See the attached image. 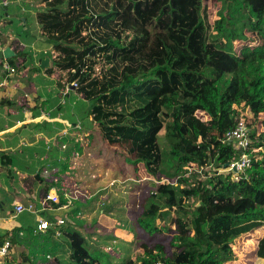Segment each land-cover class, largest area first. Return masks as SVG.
I'll list each match as a JSON object with an SVG mask.
<instances>
[{
  "label": "trees",
  "instance_id": "trees-1",
  "mask_svg": "<svg viewBox=\"0 0 264 264\" xmlns=\"http://www.w3.org/2000/svg\"><path fill=\"white\" fill-rule=\"evenodd\" d=\"M215 1L220 6L214 19L207 0H42L44 6L33 10L56 54L49 67L31 70L60 73L56 95L45 97L41 105L60 107V96L84 104L83 115L93 120L106 149L124 155L133 166L141 163L155 179L169 180L150 193L141 213L144 222L157 228L169 221L192 232L191 239L180 235L171 252L147 239L142 256L125 264H224L234 255V240L259 229L263 233L255 254L264 258V0ZM13 50L7 61L20 72L28 53L20 43ZM238 106L257 121L245 150L250 166L239 180H231L217 169L239 158L241 151L223 143V137L240 120L251 128ZM198 112L207 115L203 122L196 121ZM38 114L36 110L31 116ZM160 138L167 150L161 149ZM26 140L33 144L0 152V181L15 195V170L36 169L29 159L46 156L45 139L27 134ZM212 161L214 173L197 180L198 169ZM41 172L21 178L32 187L22 203H37L52 190ZM55 173L61 181V173ZM38 182L43 185L35 189ZM57 193L60 200L47 202V208L64 205V192ZM3 207L14 213L10 201L1 200ZM44 217L50 222L45 232L35 230L36 221L32 225L18 216L20 226L0 233V241L20 244L42 261L103 264L80 230L67 224L55 237L54 220ZM62 245L69 250L64 263L57 254Z\"/></svg>",
  "mask_w": 264,
  "mask_h": 264
},
{
  "label": "rangeland",
  "instance_id": "rangeland-1",
  "mask_svg": "<svg viewBox=\"0 0 264 264\" xmlns=\"http://www.w3.org/2000/svg\"><path fill=\"white\" fill-rule=\"evenodd\" d=\"M25 1L29 0H23L22 3L24 5ZM41 1H32V5L28 7L27 12H33V10L39 8ZM207 4L212 18H216L217 10L220 6L219 2L207 0ZM1 7L3 6L0 5ZM38 42L44 45L46 49L42 48L36 51V53L42 55L41 58L39 57L40 55H35V57L30 55V61L26 62L25 71L27 74H30L31 79L30 83H26V85L31 95L25 93L23 97L30 101V103L27 102V105L24 106L27 109H29L28 105L32 106L29 111L30 116L36 105L39 106L36 108L39 113L36 119L40 120V122L28 125L31 129L21 127L17 130H42L39 131L42 135H39V139L37 137L36 140H46L44 142L46 156L35 154L32 159H29V162L32 161L31 166L35 165L36 169H32L31 171L15 170V174H17L15 177L16 185L12 182V186L17 189L16 192L18 193L16 195L24 197L25 193L28 194L30 192L32 189L30 183L24 184L21 178L28 173L30 177L34 178L38 169L39 171L42 170L41 174L44 175L46 183L51 184L52 190H50V193L56 194L59 200L60 195L57 193V190L62 193L67 192L74 197L76 195L72 204L66 207L67 209L64 211L55 215H50L48 211L49 214L43 213L41 215H50L53 220L63 218V226L70 224L80 230L85 236L90 250L100 256L103 264H125L127 260H136L139 255L140 257L142 256L143 249L141 246L145 244L147 239L164 244L167 252H171L176 247L180 235L187 234L189 239H191L192 232L185 226H174L171 222L166 221L160 227L155 228L151 224L144 222L141 213L147 206L150 193L155 191L160 179H155L156 176L148 175L141 163L133 166L130 161L126 160L124 155L111 149H106L101 133L95 127L93 120L83 115L86 107L84 104L79 105L76 99L68 103L65 96L61 99L59 94V102L64 105L56 107L54 102H51V106L48 107L41 105L45 101L44 97L48 98L52 96L53 98V95H56L55 93L58 89L56 82L60 73L55 72L49 78L42 75L40 79L38 75L30 73L31 68L41 65L44 58H48L49 67L52 57L56 54L54 50H51L52 42L50 40L47 42L38 39ZM52 51L54 52L53 54ZM216 86L217 92L220 94L221 85L216 83ZM37 92L39 94L37 97H42L41 103L40 101L36 102L33 98ZM78 98L83 100L82 96H78ZM238 108L241 110V114L248 117L252 130L257 118L252 116L247 108L243 106H238ZM206 118L207 115L202 112H198L195 115L197 122H203ZM48 119H55L53 122H59L61 126L58 125L59 127L55 129L47 130L44 124H47ZM2 137L3 139L7 138L8 135ZM21 144L22 146L25 144L31 145L26 140V134H18L13 149H6L0 146V152L3 150L14 152L19 150L16 148L22 147ZM159 144L162 150L168 149L163 138L159 139ZM54 150L57 152V157H52L55 156V152H52ZM66 152H69L68 158L65 157ZM50 153H53V155ZM0 168L4 169L3 166ZM216 168V162L212 161L206 168H202L199 174L197 172L198 175L195 178L206 181L207 177L205 174H213ZM223 170L221 169L220 172ZM58 171L61 173V176H65L67 179L61 177L62 180L60 181V176L57 178L55 175V172ZM221 173L227 174L228 172L223 171ZM138 177L141 178L137 179ZM42 185L39 182L36 183L35 189ZM6 193L9 194V191H7V188L0 181V201H12L16 199L15 195L9 194L8 196ZM9 206L8 203V210ZM8 214L10 213L7 212L6 215L0 210V222L6 221ZM34 218L33 216L30 219L32 225L35 221ZM14 219L16 218L14 217ZM169 226L170 228L167 229ZM6 231H2L1 234ZM262 233L263 229H259L251 234L237 237L233 242L234 255L227 257L224 264H264V258L258 257L255 254L257 236L258 234L262 235ZM68 251L65 245H62V248L57 250L62 263L67 261ZM10 263L56 264L52 259L42 261L39 257H31L29 249L20 244L12 246Z\"/></svg>",
  "mask_w": 264,
  "mask_h": 264
},
{
  "label": "crops",
  "instance_id": "crops-1",
  "mask_svg": "<svg viewBox=\"0 0 264 264\" xmlns=\"http://www.w3.org/2000/svg\"><path fill=\"white\" fill-rule=\"evenodd\" d=\"M22 2L23 0H14L10 4L3 6L4 8H0V41L5 44V47L9 46L12 50L14 46L20 43L21 46L24 47L25 51L28 53L26 59L24 58V60L30 61V55H33L32 57H35V55H40L39 57L41 58L42 55L36 53V51L42 48L46 49L44 45L38 42V39L47 42H49V40L42 34L38 24L35 21L34 13L30 11L27 12L26 10H24L25 5ZM9 42H12V45H10ZM51 50L54 49L52 48ZM53 53L54 52L52 51V54ZM2 57L3 54L2 51H0V61ZM25 70L26 68L22 69L20 72L16 71L15 73L11 74L2 67L0 62V146L5 147L6 149H13L16 144L18 134H30L32 137H38V139L39 135H42L39 132L36 134L33 131H24V129H21L20 131L17 130L22 126L23 128H29L28 125L40 122V120L36 119V116L33 118L32 116H30L29 111L32 106L28 105L29 109L24 106L27 105V102L30 103V101L28 99H24L23 94L27 93L31 95V92L29 91L28 86L26 85V83H30V74H27ZM30 73H32L33 75H38L39 79L42 75L47 78L50 77V75L44 73L43 70L35 73L30 70ZM38 92L33 96V98L36 100V102H41L42 97H37L39 96ZM44 99L46 100L45 97ZM36 110L37 109L35 108L33 110V113ZM54 120L55 119H48L47 122L49 124L44 125L47 130L59 127L58 125L53 124ZM5 135H8V137L3 139L2 136ZM62 178L67 179V177L65 176H62ZM9 194L15 195L10 191ZM9 194L7 195L9 196ZM15 196V200H9L12 206H14L16 202H21V198H23V196ZM27 196L28 194L25 193L24 197L26 198ZM65 209L67 208H63L62 206L57 208H51L46 210V213L49 214V211L50 215H55L60 213L61 211H64ZM0 210L2 213H5L7 215L6 207H3V209ZM18 216H21L25 218L26 221H28L34 215L24 213L17 216H13L12 214H8V219L6 221L0 222V233L2 231L10 230L13 227L20 226L21 223L17 219ZM14 217L16 219H14ZM34 220L36 221V217L34 218ZM259 236L261 235L258 234L257 237Z\"/></svg>",
  "mask_w": 264,
  "mask_h": 264
},
{
  "label": "built area",
  "instance_id": "built-area-1",
  "mask_svg": "<svg viewBox=\"0 0 264 264\" xmlns=\"http://www.w3.org/2000/svg\"><path fill=\"white\" fill-rule=\"evenodd\" d=\"M14 0H1L0 5L1 6H6L10 4ZM41 7L44 6L42 3L40 5ZM5 47V44L0 41V51H3ZM4 56L1 59V64L2 67L8 71L9 73H14L15 68L12 67L9 62L7 61ZM73 85H71L72 87ZM67 91V90H66ZM250 132L251 128L243 121L240 120L234 128L231 130L227 131L223 137L222 142L231 144L236 150H240V156L239 158L232 159L231 161L227 162V166L220 167L221 169H224L223 171H227L228 173L225 174L228 178L231 180H239L240 175L246 171V169L250 166L251 163V156L250 153L246 152L245 150L249 147L250 143ZM192 166L194 164H190L189 172L186 173L187 175L192 171ZM208 166V165H207ZM206 166V167H207ZM220 168H216L219 173ZM201 169H198V173L201 172ZM176 178L174 179L173 183H175ZM159 183L161 182H169L168 179H161L158 181ZM65 197V203L62 206L63 208L69 207L72 204V201L75 199V197L69 193H64L63 194ZM47 202L51 203H56L58 202V196L53 193H48L42 200L35 202H29L27 204L21 203V202H16L13 206L14 213L12 214L13 216H17L20 213L23 212H29L31 214H34L36 217V222H35V230L39 232H45L49 226L50 222L48 221L47 217H44L41 215V212L43 210H48L49 208L46 207ZM57 229L55 230L54 236L59 237L61 235L60 227H63L64 225V220L63 218H59L54 220L53 222ZM12 253V246L10 244V241L8 239L4 241H0V264H8L6 260L10 259V254ZM156 264H161V263H156Z\"/></svg>",
  "mask_w": 264,
  "mask_h": 264
},
{
  "label": "water",
  "instance_id": "water-1",
  "mask_svg": "<svg viewBox=\"0 0 264 264\" xmlns=\"http://www.w3.org/2000/svg\"><path fill=\"white\" fill-rule=\"evenodd\" d=\"M3 56L6 59H9L10 57H12L14 55V51L9 47L6 46L3 51H2ZM41 66L42 67H48V58H44L41 62ZM227 166V164H225V167Z\"/></svg>",
  "mask_w": 264,
  "mask_h": 264
}]
</instances>
